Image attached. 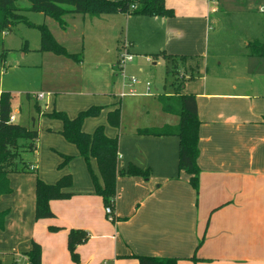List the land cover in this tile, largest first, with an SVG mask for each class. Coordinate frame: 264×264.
Listing matches in <instances>:
<instances>
[{
    "label": "crops",
    "instance_id": "0c3cea01",
    "mask_svg": "<svg viewBox=\"0 0 264 264\" xmlns=\"http://www.w3.org/2000/svg\"><path fill=\"white\" fill-rule=\"evenodd\" d=\"M219 4V0H165V6L173 10V16H140L134 37L125 32L117 53L110 57L114 58L107 64L108 75H93L92 80L98 82V89L84 88L80 72L83 52L76 63L72 59L65 60V57L39 51V46L34 52L41 56L47 71L37 91H21L12 83L4 86L1 77L5 69L0 71V94L3 91L11 94L13 123L17 120L25 122L22 118V98L12 106L15 94L32 95L34 100L28 101L27 105L30 115L32 104H38L41 110L38 139L35 150H31L35 159L27 161L23 155L30 150L22 152L23 161L30 170L35 166L37 173L21 174L25 177V184L19 189L20 196L11 205L13 209H8L4 229L0 230V254L17 256L26 252L33 241L41 246L42 264H73L67 250V235L70 229H83L89 233V240L77 246L81 264H94L87 255V247L107 239L103 252L112 264H136L133 255L176 257L179 259L177 264H264V74L255 75L258 72L255 71L256 66H261L259 72H264V59L247 52L250 41L264 40L256 37L259 28L262 30L264 27V17L255 27L254 24L249 25V39L244 38L241 45H236L237 49L241 47L245 52L231 55V48L226 45L223 50L230 55L225 65L219 55L216 57L218 60L209 64L211 31L215 39L220 33ZM262 4L258 11L264 6L263 1ZM28 6L29 3L21 7ZM112 17L111 14L96 17L76 13L65 15L66 28L59 26L66 35L64 42L50 31L67 48V40L74 30L83 34L82 28H89L93 33L91 37L100 46L94 48L99 57L92 64L96 67L106 57L101 55L102 33L109 30L115 35L117 32ZM78 40H81L80 36ZM136 40L143 50H153L152 55L164 52L170 56L186 57L183 64L178 65L176 60H162L166 72L181 69L183 84L180 94L195 96L200 120L197 192L188 182L189 175L179 171L177 136L137 133L143 128L175 125L178 117L164 113L158 101L159 95L176 92L174 86L166 92L164 80L163 92H160L157 88L152 89L151 82H142L139 77L143 75H138V72L144 73L145 64L142 60L134 61L133 53V60L120 68V53L128 51L127 44L131 47ZM80 49L84 50L82 44ZM106 50L109 51L108 48ZM34 54L25 44L21 59ZM146 57V60L150 58ZM152 63L158 65L159 61ZM236 63L243 69L244 75L240 77L234 75L238 74ZM101 64L104 66L106 63ZM12 66L9 65V68ZM74 67H79V70L72 71ZM222 67L224 69H220ZM178 71L175 73L178 74ZM75 76L80 80L73 89L69 84ZM130 76L137 79L131 87L136 94L121 96L122 92L130 89ZM147 83L150 84L149 94H146ZM41 92L44 95L38 99L36 95ZM93 105L103 108L99 115L87 117L82 128L92 133L97 126L103 125L107 136L117 137V169L130 163L150 169L148 179L117 176L113 221L105 215L102 198L95 193L84 159L79 156L76 146L60 134L62 121L44 115L56 109L73 118ZM115 108L120 110V127L111 126L107 121V112ZM39 150L50 154L47 169H42ZM62 155H72L73 159L59 168ZM90 166L101 182L95 159H91ZM43 170L47 174H43ZM67 173L73 180L72 186L67 189L72 195L67 199L51 200L49 206L54 217L36 220V178L55 183ZM50 227L58 229L51 231ZM172 250L178 252L170 253ZM193 257L196 259L193 260ZM101 263L108 264L107 261Z\"/></svg>",
    "mask_w": 264,
    "mask_h": 264
},
{
    "label": "trees",
    "instance_id": "16d2710c",
    "mask_svg": "<svg viewBox=\"0 0 264 264\" xmlns=\"http://www.w3.org/2000/svg\"><path fill=\"white\" fill-rule=\"evenodd\" d=\"M29 6L23 8L19 0H0V71L5 68L7 50L3 47V34L9 31L17 23L23 22L30 27H35L40 32L39 51L50 52L75 61L80 60L79 54L71 53L59 43L50 29L45 24H35L27 19L24 11L39 12L46 15L64 29L66 28L65 15L76 13L92 17L105 14H125L130 16L164 17L173 16L172 9L166 8L165 0H27ZM249 55L264 59V40L250 41L248 44ZM158 58L176 59L185 61L186 57L170 56L160 52ZM173 67V66H172ZM174 88L177 90L171 95H159L158 101L164 113L176 115L178 122L175 125H163L161 127L143 128L138 134L155 136H177L179 138L178 168L189 175L188 182L197 192L199 188L200 168L197 163L199 155L198 130L200 120L197 115V105L193 94H180L182 82L177 83ZM26 98L30 99L27 94ZM103 106L93 105L78 112L70 118L64 111L53 109L44 113L49 118L62 121L60 134L67 142L74 144L78 150L87 169L90 173L95 193L102 198L104 207L111 206L116 197L117 176H140L148 179L149 168H140L132 163L120 170L117 169L118 142L117 137H110L105 134L103 125L97 126L92 133L83 130V122L87 117L99 115ZM41 113L38 104H34V114L30 117L28 125L10 122L11 115V94L3 91L0 94V198L3 195L12 193L13 189L9 175L30 170L29 165L23 161L24 150H35L38 139V117ZM107 121L111 126L120 127L121 114L118 108L107 112ZM62 162L59 168L69 164L73 159L72 155H62ZM95 159L101 182L93 173L90 162ZM37 171L34 166L30 170ZM71 174L62 175L55 183H46L39 177L35 183V209L36 220L54 217L49 206L51 200L67 199L72 193L67 189L72 186ZM8 210L0 211V230L4 229ZM114 220V218H113ZM112 220V221H113ZM51 231L58 228L50 227ZM89 239L88 232L83 229H70L67 235V250L71 260L75 264H81L79 253L76 248ZM26 256L27 264H41L42 251L40 244L31 242V247L23 253ZM136 264H177L176 257H161L148 255H133ZM196 258L193 257V260ZM0 264H2L0 258ZM12 264H19L13 260Z\"/></svg>",
    "mask_w": 264,
    "mask_h": 264
},
{
    "label": "rangeland",
    "instance_id": "374dc122",
    "mask_svg": "<svg viewBox=\"0 0 264 264\" xmlns=\"http://www.w3.org/2000/svg\"><path fill=\"white\" fill-rule=\"evenodd\" d=\"M219 13L218 18L220 20L218 28H220V33L218 36L214 37L211 31V39H210V49H209V56H208V62L209 64H212L214 60H218L217 55H219V59H221L223 65H225L228 55H241L243 51V48L241 47L237 49V44L243 43L244 38L249 39V25L254 24L253 27L257 25V22H261L262 17H264V14L260 13L258 11V8L262 4V1L264 0H219ZM27 0H19V5H27ZM23 14L27 17V19L35 24H45L47 25L52 33L61 41L63 40L66 35L62 33V29L59 27L58 23L39 12H33V11H24ZM113 15L112 18L115 19L114 25L117 29L116 34H111V31L106 30L102 34V41L101 44H103V49L101 51L103 60H100L99 65L96 67H92V64L95 63L99 57L96 54V51L94 48L97 46L100 48L96 40L91 37L93 33L90 31L89 28H82L83 34H78L79 31L74 30L72 35L67 40V48L71 52L79 53L83 52V65L80 69V72L82 74V77L84 79V88H90V87H98V82L93 81L92 77L94 76H101L105 77L108 75L107 70V64L109 65V61H111L113 58H110L113 53H117V47L121 43V39H123L125 32L128 33V35H131V37H134L135 35V26L137 24V20L140 19V16H130V17H124V14H111ZM264 20V19H263ZM213 25V22L212 24ZM252 27V28H253ZM260 32L256 35V37L260 40L264 39V27ZM95 34V33H94ZM81 37V40H78V37ZM3 47L7 50L6 55V66L5 70L2 72V81L4 83V86L11 84L18 90L23 91H37L38 85H40L41 81H44L45 75L47 69L45 67L46 64H43V59L40 55H37V52H34L38 49L40 46V32L35 27H30L26 23L20 22L14 25L9 31L3 34ZM117 37V38H116ZM135 42V39H134ZM27 44L28 49L30 52L35 53L34 55L29 56L28 58L22 60V51L23 46ZM82 46H84V50L80 49ZM138 40H136V43L132 45L131 47L127 44L129 53H133L134 55V61L135 60H142L145 64L144 66V73L140 74L138 72V75H143V77H139L142 82L149 81L152 83V89L157 88L160 92H163L162 83L165 80V91L170 92V88L172 89L173 86H176V82H181V69L180 71L171 69L169 72H166V68L164 67V62L162 58H158L157 54H151L153 50H143L141 46H138ZM229 46L231 48L230 54H227V51L223 50L224 46ZM241 45V44H240ZM106 48L109 49L106 50ZM150 48V47H149ZM217 48V49H216ZM105 49V50H104ZM247 52H249V49H247ZM146 53V54H144ZM149 56L150 60H146ZM64 59V57H62ZM216 58V59H215ZM65 60H68L65 58ZM159 61L158 65H154L153 61ZM75 61V60H73ZM73 61L69 60L71 64H73ZM76 62V61H75ZM184 61L176 59L175 63L176 65L183 64ZM17 63V64H15ZM37 64H40V66H35ZM77 63V62H76ZM101 63H106L104 66ZM15 64V65H14ZM173 64V63H172ZM238 63L235 64V66ZM9 65H13L11 68H9ZM34 65V66H33ZM77 66V65H76ZM127 66V64H126ZM49 68V67H48ZM172 68H175L174 66ZM177 68V66H176ZM224 69V67L220 68ZM237 69V70H236ZM252 71L254 70L253 67H251ZM261 69V66H256L255 72L256 76H261L264 74V72H259ZM3 70V69H2ZM79 70V67H74V70L77 72ZM236 73L234 74L237 76H242L244 73L242 72V68L240 66H236L235 68ZM249 70V67H248ZM57 71V70H56ZM175 71H178V74L175 73ZM80 72L78 74L80 75ZM126 73L130 75V73L126 69ZM248 73V72H247ZM137 75V74H136ZM137 75V76H138ZM78 80V81H77ZM79 77L75 76V79L72 81L70 87H73V89H76V85L79 83ZM176 81V82H175ZM144 84V83H143ZM90 86V87H89ZM97 86V87H96ZM211 84H209V87ZM144 87V86H143ZM142 87V88H143ZM86 91V90H84ZM27 93L25 94H15L14 100L12 106L16 104L17 99L20 97L22 98L24 111L22 113V118L25 119V122L17 120L16 123L19 124H25L28 125L30 122V117L34 114V108L33 105H30V108L32 109V115H30L27 111V105L28 101L33 102L34 99L28 100L26 98ZM32 100V101H31ZM44 100L40 101V104L43 105ZM95 117V116H94ZM38 126V125H37ZM23 157L27 161L34 160L35 155L32 153V151H26L24 152ZM39 159L41 161L42 169H47L50 164V154L47 153L46 150H39ZM37 171L34 173L36 174ZM47 174V171L43 170V174ZM21 174H33L30 171H24V172H18L13 173V175H10V181L11 186L14 191L8 195H3L2 198H0V211L8 210L11 207V205L15 202L16 198L19 195V189L25 184V177H23ZM106 215V214H105ZM35 218V217H34ZM108 218V217H107ZM109 220V219H108ZM110 221V220H109ZM6 222V221H5ZM112 223V222H111ZM89 236V233H88ZM89 240V239H88ZM87 240V241H88ZM86 241V242H87ZM107 240H103L101 243L94 242L92 245L87 247V255L91 260L94 262V264H102L101 262L107 261L108 264H112L106 257L103 252V250L106 248V242ZM85 242V243H86ZM84 244V243H83ZM170 246V245H169ZM77 250V248H76ZM177 250H172L170 253H176ZM23 252L19 253L17 256L7 253L0 254V258H2V264H12L13 260L18 259L19 264H27V259ZM70 256V254H69ZM176 256V255H171ZM71 260V258H70ZM81 260V259H80ZM71 262L75 264L72 260ZM42 264V263H41Z\"/></svg>",
    "mask_w": 264,
    "mask_h": 264
},
{
    "label": "built area",
    "instance_id": "2783aa9c",
    "mask_svg": "<svg viewBox=\"0 0 264 264\" xmlns=\"http://www.w3.org/2000/svg\"><path fill=\"white\" fill-rule=\"evenodd\" d=\"M259 12L262 13V14H264V6L260 7ZM131 60H133V55L131 53H129L128 51L121 52L120 53V56H119V66H120V68H123L127 64V62H129ZM128 81H129L128 87H130V89H129L128 92H122L120 94L121 96L134 95V94H136L135 89L134 88H131L132 85L137 82L136 77L130 76L128 78ZM149 88H150V84L147 83L146 84V89H147L146 94H149L148 93ZM43 95H44V93L41 92V93H38L36 95V97L38 99H40V98L43 97ZM9 120H10V122H12L14 120V116L10 115V119ZM104 211H105L106 216L108 217L107 219H109L110 221H112L113 220V217H112V207L111 206H105L104 207Z\"/></svg>",
    "mask_w": 264,
    "mask_h": 264
}]
</instances>
